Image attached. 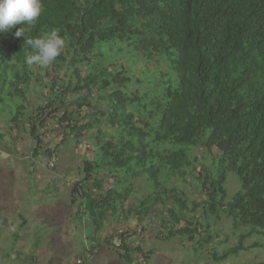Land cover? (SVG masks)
Here are the masks:
<instances>
[{
	"label": "trees",
	"instance_id": "1",
	"mask_svg": "<svg viewBox=\"0 0 264 264\" xmlns=\"http://www.w3.org/2000/svg\"><path fill=\"white\" fill-rule=\"evenodd\" d=\"M41 4L30 27L0 34V114L8 111L15 129L30 133L33 154L49 162L70 141L92 146L72 184L75 216L87 213L92 225L90 253L114 219L128 225L154 217L158 239H187L201 253L213 241L212 224L225 216L244 233L238 245L212 252L216 262L244 250L247 238H264V0ZM51 29L66 40L61 55L47 67L27 65L25 53L34 50L25 41ZM138 59L165 71L135 78ZM52 124L61 140L39 150L41 127ZM229 174L239 183L230 197ZM188 175L201 198L179 187ZM139 187L149 191L138 199ZM122 234L116 246L112 235L103 240L126 253L142 250Z\"/></svg>",
	"mask_w": 264,
	"mask_h": 264
},
{
	"label": "rangeland",
	"instance_id": "2",
	"mask_svg": "<svg viewBox=\"0 0 264 264\" xmlns=\"http://www.w3.org/2000/svg\"><path fill=\"white\" fill-rule=\"evenodd\" d=\"M118 59L121 66H126L129 54ZM133 75L143 80L165 71L163 65L156 61L144 63L134 60ZM135 90V87H132ZM30 96V95H29ZM36 96L31 95V102ZM46 121L49 115L46 116ZM52 127H41L39 150L56 146L61 140V134L53 132ZM15 125L9 122L8 111L0 114V264H17L13 260L15 254L25 253L37 256L39 264H257L264 262V238L251 236L244 240V250L227 260L216 262L212 252L218 255L239 243L243 229L235 230L231 220L222 216L219 223L212 224L213 241L203 248L201 253H195L191 242L179 240L164 241L156 237V227L153 218H145L139 223L132 219L126 225L117 220H111L107 227L96 236V242L105 243L104 238L112 244L120 243L121 234L124 240H131V246L142 248L141 251L126 253L125 249L113 247L112 250L100 245L94 253L88 255L85 247L91 244L92 225L87 213L75 216L78 209L77 201H73V183L78 167L83 158H92L93 148L87 140L79 143L70 141L58 150V157L49 162L43 155H34V141L30 133L18 132ZM19 134H18V133ZM203 160V151H195ZM209 164V162H208ZM211 164H209L210 166ZM140 183H138L139 185ZM190 199L201 198V190L197 181L188 175L185 181L178 182ZM109 184L106 185L108 187ZM239 189V183L234 175L226 179L228 197ZM149 191L138 189V199L141 194ZM134 198L135 200H138ZM126 232V233H125ZM122 234V235H123ZM155 234V235H154ZM150 238V239H149ZM102 240V242H101ZM15 241V242H14ZM95 242V243H96ZM116 246V245H115ZM91 247V246H90ZM105 247H107L105 245ZM119 249V250H118ZM120 252L122 257L117 254ZM146 256H145V255ZM40 255V256H39ZM127 258L133 262L127 263ZM34 256V257H35ZM146 257V258H145Z\"/></svg>",
	"mask_w": 264,
	"mask_h": 264
},
{
	"label": "clouds",
	"instance_id": "3",
	"mask_svg": "<svg viewBox=\"0 0 264 264\" xmlns=\"http://www.w3.org/2000/svg\"><path fill=\"white\" fill-rule=\"evenodd\" d=\"M41 12V0H0V34L10 32L17 25L26 24L30 27ZM23 34L24 30L17 28L14 36L22 37ZM25 43L34 50L32 53H25L26 64L47 67L61 55L66 40L58 29H51L42 37L30 38Z\"/></svg>",
	"mask_w": 264,
	"mask_h": 264
},
{
	"label": "flooded vegetation",
	"instance_id": "4",
	"mask_svg": "<svg viewBox=\"0 0 264 264\" xmlns=\"http://www.w3.org/2000/svg\"><path fill=\"white\" fill-rule=\"evenodd\" d=\"M34 256L33 254L18 253L15 254L13 260L16 261L17 264H39V262L37 263L35 260L37 256Z\"/></svg>",
	"mask_w": 264,
	"mask_h": 264
},
{
	"label": "crops",
	"instance_id": "5",
	"mask_svg": "<svg viewBox=\"0 0 264 264\" xmlns=\"http://www.w3.org/2000/svg\"><path fill=\"white\" fill-rule=\"evenodd\" d=\"M101 245H104V248H107V249L109 248V250H112V248H111V247H108L105 243H104V244L101 243ZM105 245H106L107 247H105ZM90 246H91V245H90ZM90 246H89V247H85V248L83 249L84 252L88 255V257L91 256V255H90V254H91V253H90V249H91ZM99 246H100V244H99ZM99 246H97L96 249H98ZM96 249H95V250H96ZM95 250H93V253L95 252Z\"/></svg>",
	"mask_w": 264,
	"mask_h": 264
},
{
	"label": "built area",
	"instance_id": "6",
	"mask_svg": "<svg viewBox=\"0 0 264 264\" xmlns=\"http://www.w3.org/2000/svg\"><path fill=\"white\" fill-rule=\"evenodd\" d=\"M80 262H81V260H77V262H76V263H78V264H79Z\"/></svg>",
	"mask_w": 264,
	"mask_h": 264
},
{
	"label": "water",
	"instance_id": "7",
	"mask_svg": "<svg viewBox=\"0 0 264 264\" xmlns=\"http://www.w3.org/2000/svg\"><path fill=\"white\" fill-rule=\"evenodd\" d=\"M2 262V257H1V255H0V263Z\"/></svg>",
	"mask_w": 264,
	"mask_h": 264
}]
</instances>
